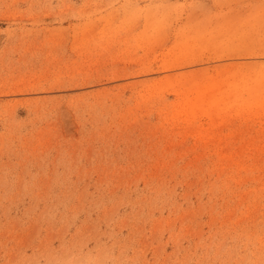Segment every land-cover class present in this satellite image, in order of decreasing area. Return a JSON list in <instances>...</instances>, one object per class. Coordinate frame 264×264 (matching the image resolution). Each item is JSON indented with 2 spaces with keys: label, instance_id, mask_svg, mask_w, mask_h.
I'll return each instance as SVG.
<instances>
[{
  "label": "rangeland",
  "instance_id": "rangeland-1",
  "mask_svg": "<svg viewBox=\"0 0 264 264\" xmlns=\"http://www.w3.org/2000/svg\"><path fill=\"white\" fill-rule=\"evenodd\" d=\"M0 264H264V0H0Z\"/></svg>",
  "mask_w": 264,
  "mask_h": 264
}]
</instances>
